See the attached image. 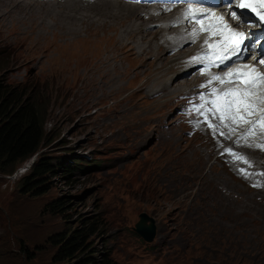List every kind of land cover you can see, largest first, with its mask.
<instances>
[{
    "label": "rangeland",
    "instance_id": "1",
    "mask_svg": "<svg viewBox=\"0 0 264 264\" xmlns=\"http://www.w3.org/2000/svg\"><path fill=\"white\" fill-rule=\"evenodd\" d=\"M10 1L15 0H0V84L11 90H25L26 97L44 111L46 139L40 153L56 167L55 173L49 175L48 193L39 198L21 191L20 180L30 171L20 170L32 160L12 175L0 173V264H66L55 260L57 247L50 238L66 228L77 227L81 219L98 220L99 232L91 242L102 255L109 253L119 264H264V242L255 241L251 231L238 230L232 218L224 226L234 232L218 231L212 225L214 211H208L207 204L213 202L209 191L187 196L174 193V184L169 188L174 182L181 190L189 189L198 179L191 182L183 176V163L170 164L171 157L179 151L162 148V130L169 136L182 135L185 140L181 147L201 146L210 152L214 149L198 121L193 134L184 122L193 121L199 113L193 109L198 106L203 81L170 97L173 107L165 109L151 98L156 89L147 92L149 98L140 92L141 65L130 57L137 37L122 41L117 28L108 36L101 33L105 27L52 29L56 24L48 19L51 30L44 27V33L50 34L47 39H36L29 36L30 32L39 37L44 35L42 29L30 27L33 30L23 32L21 22L41 23L43 14L33 11L35 16L20 15L16 10L6 14ZM19 6L36 7L22 3ZM8 15L16 19L9 21ZM160 43L163 42L157 36L153 45ZM199 52H203L200 47L194 50V57ZM161 77L156 75L155 79ZM210 115L214 116L208 114V121ZM150 132L158 139L149 137ZM185 154L190 155L188 149ZM211 154L209 167L218 159L216 172L223 170L225 166L217 154ZM83 161L88 162L83 172L72 168ZM173 165L184 178L182 184L172 177L171 184L164 179ZM225 171L229 182L239 184L237 188L244 185L251 190L228 169ZM219 183L223 182H217V191H223L227 200L248 201V195L241 193L240 198L239 190ZM254 191L250 193L261 208L259 214L255 213L254 223H262L263 194ZM57 198L69 199L66 217L43 213L45 204ZM143 213L156 222L153 243L145 242L135 232ZM217 214L219 217L220 212ZM257 236L262 238L264 233L258 231Z\"/></svg>",
    "mask_w": 264,
    "mask_h": 264
},
{
    "label": "bare ground",
    "instance_id": "2",
    "mask_svg": "<svg viewBox=\"0 0 264 264\" xmlns=\"http://www.w3.org/2000/svg\"><path fill=\"white\" fill-rule=\"evenodd\" d=\"M47 2H53L55 4L48 5ZM19 3L36 7L32 9H24L19 6ZM60 3H62V5ZM80 4H83L84 6L81 7ZM181 6L182 5L171 4L169 0H15L10 1V3L7 4L6 14L8 11L16 10L20 15L35 16L33 11H40L43 14L41 23L29 24L21 22V30L23 32L33 30L30 29V27L42 29L44 35L41 34L39 37H34V32H30L32 34H29V36H33V38L36 39H47V34L50 33H44V27L51 30V22L48 23L50 20L56 24L52 29L75 25L105 27L104 31L102 30L101 33H105V36H108L110 30L117 28L119 39H122V41L130 36L137 37L138 42H135L136 44L131 51L132 54L130 57L131 60L134 59L139 61V65H141L138 70V73H140V77L142 78L141 84H139L140 87L138 86L140 92L149 98L147 92L150 89H156V93L151 95V98L155 100L157 99L156 102H159L158 105L167 109L168 107H173L170 97H173V95L178 92H181V94L184 93L188 88L201 81H203L204 86L200 88L199 92L201 95H204L205 98L206 95H208V98L206 99L213 98L209 96L213 88L219 90L231 88L228 83H209L210 77L213 75L219 74L224 76L226 74L223 71L224 68L217 69L215 65L209 67L207 61H199L198 63V61L193 60L194 50L198 47L203 51L198 53V57L204 55V50L207 47L202 48V46H205L207 39L202 38L198 34L199 26H197L193 20L184 16L186 10L180 9ZM138 8L140 9L138 10ZM17 9L22 10L19 11ZM189 16H191V14H189ZM8 19L9 21H12L16 18L8 15ZM19 21H21V19H19ZM208 21V18L202 20V26L205 29ZM194 32L195 35H193ZM57 36L59 37V35ZM68 36H70V34L66 35V37ZM157 36H159L163 43L153 45ZM213 67L217 70L215 74L213 73ZM202 68V72L205 71V73L201 72ZM156 75L162 77L156 80ZM119 83L122 85L120 80ZM139 89L137 90L139 91ZM205 92L208 93L205 94ZM201 95H199L197 105L202 103L200 100ZM154 107L151 109H154ZM201 111L206 112L207 106ZM208 114H210V112ZM197 121L202 125L203 131L207 134V142L214 146V149L212 148L211 152L217 154V157L221 160L225 168L228 169L236 179H238L237 181H241V183H244L249 189L255 190L254 192L263 194L260 195V202L264 203V174H262L264 173V164L261 163V158H264V127H262L261 124H258L255 128H252L251 133H248L247 130L250 127L249 124H244L239 121V124L237 125L226 120L225 124L230 125L234 129L233 132L229 133V127H225L221 124L218 116L210 115L211 123L217 126L215 130H213V128H210L208 123L204 120V115L199 112L193 121H189L188 119L184 120L186 123L185 126L187 128L191 127L192 134L198 126ZM132 126L134 127L136 125L132 124ZM122 129H125V125L122 126ZM221 132L224 134L221 135ZM150 135L151 136L149 137L155 140L156 134L150 132ZM167 135L163 130L159 135V138L163 141H161L162 148L168 147L174 149L173 151H176L177 149L179 151L171 157L170 164L178 162L183 163L184 168L186 169V172H183V176L191 182L198 179V183L189 189L181 190L177 187L178 184H175L174 182H172V185L169 188L174 184V193H183V195L185 194L187 196L197 194L196 192L198 191L201 194L202 192L205 193L209 191L210 198H208L213 202L207 204L210 206V210L208 211H214L212 214V222H210L218 231L226 230L234 232L233 228H227L224 226V224L228 223L229 219L232 218L237 222L236 225L238 230L251 231L253 233L251 236L255 241L264 242V237L259 238L257 236L258 231H261V234L264 233V222L261 223L256 221L254 223L255 213L259 214L261 208L260 204L254 201L253 195L250 193L251 190L249 191L246 189L244 185H240L241 188L239 189L237 188L239 184L235 186L233 185V182H229L228 177L225 176L227 175L225 168L223 165H220L221 163L219 166L224 169L216 172L217 168H215V163L219 161L218 159H214L216 162H213L209 167V158L212 157L210 151H207L201 146L181 147V144H183V141L185 140L182 135L178 137L173 136L174 134L172 136ZM156 139H158V137ZM158 142L159 141L156 143L160 146V143ZM229 148L233 149L237 154V157L241 158L229 155L226 152V149ZM185 149H188L190 155L185 154ZM245 159L247 160V163L244 162ZM170 168L173 172L170 170L168 174L169 177L164 178L166 183L171 184L173 178L176 179V182L179 181L182 184L184 178L182 179V177L176 172V166L173 165ZM189 170H193V172L196 171L197 174L194 175L189 172ZM241 170H244L247 175ZM219 181L239 190L240 195L241 193L242 195H248V201H236L235 198L232 199L235 201L227 200V198L224 197L226 195L223 196V191H217L218 186L216 187L215 185ZM236 183L239 182H235V184ZM226 191H228V189ZM220 195L221 197H219ZM242 195L240 198L244 196ZM223 200H226L225 202L227 204L224 203ZM236 204H238V207ZM217 211L220 212L219 217ZM195 214L196 213H194V215Z\"/></svg>",
    "mask_w": 264,
    "mask_h": 264
},
{
    "label": "trees",
    "instance_id": "3",
    "mask_svg": "<svg viewBox=\"0 0 264 264\" xmlns=\"http://www.w3.org/2000/svg\"><path fill=\"white\" fill-rule=\"evenodd\" d=\"M45 126L44 111L26 97L25 90H11L0 84V173L12 175L36 156L30 172L20 180L21 191L33 198L48 193L49 175L55 173L51 159L40 153L46 139ZM79 163L71 166L83 172L88 162ZM68 202L65 198L52 200L45 204L43 213L66 217ZM98 223L81 219L77 227L53 235L50 241L57 247L55 260L66 264H119L109 253L102 255L91 242L99 232Z\"/></svg>",
    "mask_w": 264,
    "mask_h": 264
},
{
    "label": "snow or ice",
    "instance_id": "4",
    "mask_svg": "<svg viewBox=\"0 0 264 264\" xmlns=\"http://www.w3.org/2000/svg\"><path fill=\"white\" fill-rule=\"evenodd\" d=\"M225 6H234V9L230 16L233 20L239 21L243 17V23L247 24L253 17L250 13L255 14L257 22L264 23V0H255V2H246V0H226ZM247 10V11H246ZM239 12V16L237 15ZM192 9H187L184 16L190 20H202L208 17H215V13H206L199 16H189L192 13ZM219 22L218 24H209L206 29L211 32L213 28H222L224 31L228 32L226 37L227 43L221 48V51L215 52L210 57L207 52L201 57H194V61H207L208 66L213 65L219 67L224 65L223 71L226 73L224 76L219 74L210 77L209 83L220 82L221 84L228 83L235 85L225 90H219L213 88L212 92L209 94L211 99H206L205 96L201 95V104L194 106V111L201 112L205 117V121L208 123L210 128H215L217 126L213 125L211 121L207 120L208 113H212L214 116H218L221 124L225 127H229V133L233 132L234 129L225 124V121H231L233 124H239V121H243L249 124L250 127L247 130L251 133L252 128H255L258 124H264V73L259 72L258 69L250 65H245L244 70L237 69L234 72H228L227 68L231 67L230 64H226L227 61L232 60L233 57L239 58L243 52L249 53V59H252L251 51L255 44L260 40V37L256 36V33H251L246 36L244 32L233 31L231 26L227 23H223L224 17L220 16L216 18ZM240 24H237L239 27ZM264 31V29H262ZM195 35V32L193 33ZM207 42L205 47H207ZM261 58L257 61L258 64L264 65V43L260 44ZM218 57V59H217ZM207 106V111L203 112L201 110L205 109ZM257 112L260 116L257 120H252L250 117L254 116ZM221 135L224 133L221 132ZM226 152L236 158L237 154L233 149H226ZM247 163V160H244ZM245 175H247L244 170H241ZM264 174V173H262Z\"/></svg>",
    "mask_w": 264,
    "mask_h": 264
},
{
    "label": "water",
    "instance_id": "5",
    "mask_svg": "<svg viewBox=\"0 0 264 264\" xmlns=\"http://www.w3.org/2000/svg\"><path fill=\"white\" fill-rule=\"evenodd\" d=\"M135 232L147 243H153L157 237V225L153 218L143 213L135 226Z\"/></svg>",
    "mask_w": 264,
    "mask_h": 264
}]
</instances>
